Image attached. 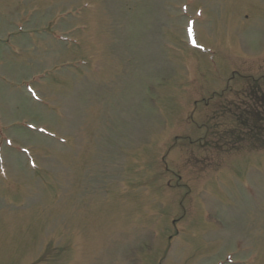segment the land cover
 <instances>
[{"label": "rangeland", "instance_id": "374dc122", "mask_svg": "<svg viewBox=\"0 0 264 264\" xmlns=\"http://www.w3.org/2000/svg\"><path fill=\"white\" fill-rule=\"evenodd\" d=\"M263 77L264 0H0V264H264Z\"/></svg>", "mask_w": 264, "mask_h": 264}, {"label": "trees", "instance_id": "16d2710c", "mask_svg": "<svg viewBox=\"0 0 264 264\" xmlns=\"http://www.w3.org/2000/svg\"><path fill=\"white\" fill-rule=\"evenodd\" d=\"M252 97H254L255 106H263L260 96L253 95ZM255 106L249 107V111L242 113L243 117L238 119V121L244 128H248L245 134L247 137L252 138V145L259 146L260 138L264 134V113L258 110V108H254Z\"/></svg>", "mask_w": 264, "mask_h": 264}]
</instances>
